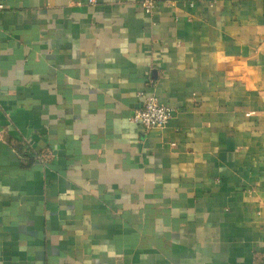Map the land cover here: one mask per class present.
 <instances>
[{
  "label": "crops",
  "instance_id": "1",
  "mask_svg": "<svg viewBox=\"0 0 264 264\" xmlns=\"http://www.w3.org/2000/svg\"><path fill=\"white\" fill-rule=\"evenodd\" d=\"M140 1L0 0V264H264V0Z\"/></svg>",
  "mask_w": 264,
  "mask_h": 264
},
{
  "label": "built area",
  "instance_id": "2",
  "mask_svg": "<svg viewBox=\"0 0 264 264\" xmlns=\"http://www.w3.org/2000/svg\"><path fill=\"white\" fill-rule=\"evenodd\" d=\"M157 0H141L140 4L146 14L152 13ZM90 4H95L96 0H89ZM3 6L0 5V11ZM141 106L131 116L130 121L142 127L144 132L162 129L172 118L173 110L159 103L154 94L147 95L139 93Z\"/></svg>",
  "mask_w": 264,
  "mask_h": 264
}]
</instances>
